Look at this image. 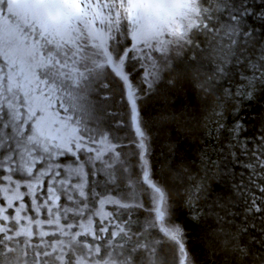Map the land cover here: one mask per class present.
<instances>
[{
  "label": "snow or ice",
  "instance_id": "obj_1",
  "mask_svg": "<svg viewBox=\"0 0 264 264\" xmlns=\"http://www.w3.org/2000/svg\"><path fill=\"white\" fill-rule=\"evenodd\" d=\"M207 3L0 0V252L16 251L5 244L16 241L24 246L25 255L31 251L33 264H143L144 259L156 264L157 246L164 251L163 243L169 242L176 246L178 264H191L185 229L165 222L167 193L153 178L146 159L145 126L135 93L129 92L131 120L143 149L138 185L146 186L144 194L154 205L150 211L155 212V221L149 227L158 229L161 240H134L135 233L127 223H117V215L89 206L85 177L92 169L85 170L80 153H94L88 160H103L115 152L116 145L93 124L99 104L89 100L93 87H108L105 70L127 82L125 61L130 53L165 56L169 46L182 50L193 45L199 34L212 30L205 23L211 19L205 15ZM120 33L129 38L130 47L117 45ZM248 63L252 77L245 94L250 95L264 85V52ZM153 68L156 71L150 75L156 79L163 68L155 64ZM92 95L100 99L99 93ZM63 156L72 157V167L57 161ZM254 159L253 167L264 171V150L255 152ZM16 174L26 176L28 183L15 180ZM21 187L27 192H20ZM139 190L130 197L98 198V202L117 208L142 206L127 202L136 200ZM259 190L264 192V187ZM25 195L32 201L14 207ZM248 210L261 213L264 204L253 198ZM30 211L34 215H28ZM41 212L44 219L39 218Z\"/></svg>",
  "mask_w": 264,
  "mask_h": 264
},
{
  "label": "trees",
  "instance_id": "obj_2",
  "mask_svg": "<svg viewBox=\"0 0 264 264\" xmlns=\"http://www.w3.org/2000/svg\"><path fill=\"white\" fill-rule=\"evenodd\" d=\"M205 5V15L211 18L205 23L212 29L205 34L213 35L212 39L207 41L201 33L182 50L169 46L165 56L132 52L125 61L127 82L106 69L108 87L91 89L100 95L93 101L99 104L103 122L94 125L101 127L120 155L109 152L103 160H88L94 153H80L85 170L92 169L85 177L88 202L90 207L95 205L94 211L102 208L117 215V223H127L134 240L162 239L158 229L149 227L155 212L150 211V200L144 194L146 186L138 185L143 149L131 120V91L145 126L146 159L153 178L167 193L165 222L185 229L191 264H264V211L248 210L253 198L264 204V192L259 190L264 187V171L253 167L254 153L264 150V85L245 94L252 77L248 61L264 52V0H208ZM216 6L222 9L214 10ZM117 37L119 47L131 46L122 33ZM216 43L212 61L208 51ZM171 51L175 60L169 65ZM154 64L163 68L156 79L150 75L156 71ZM221 67L225 69L222 73L218 71ZM57 161L73 166L71 156ZM257 171L260 175L254 176ZM13 178L28 183L21 174ZM137 188L136 200L127 202L142 206L117 208L98 202V198L130 197ZM20 192L27 189L21 187ZM37 195L43 198L42 191ZM32 199L25 195L14 207ZM39 218L44 219L43 212ZM5 244L16 251L0 252V264H33L34 256L31 251L25 255L23 245ZM162 247L164 251L157 246L156 264H178L176 246L164 242Z\"/></svg>",
  "mask_w": 264,
  "mask_h": 264
},
{
  "label": "rangeland",
  "instance_id": "obj_3",
  "mask_svg": "<svg viewBox=\"0 0 264 264\" xmlns=\"http://www.w3.org/2000/svg\"><path fill=\"white\" fill-rule=\"evenodd\" d=\"M206 6L207 5H205L204 7H206ZM220 9H222L221 6H216L214 8V10H220ZM116 35H118V34H116ZM202 36H203V38H205L207 36V39H206L207 41L210 40V39H212V37H213V35H212V37H209V34H205V33H203ZM218 45H219L218 43L214 44L213 46L210 47V49L208 51L209 52V57H210V59L212 61H214V59H215L214 51L216 50V48L218 47ZM210 52H211V54H210ZM230 56H232V54H230ZM174 60H175V54L171 51L170 54H169V57H168V63L167 64L172 65V63L174 62ZM92 94L93 93H91L89 95V100L92 102L93 105H95L94 104V101H93V95ZM98 113H99V111L95 115V118L93 120V124H102L103 123V122L100 123L101 119H100V116L98 115ZM85 119H87V117H85ZM89 126L91 127L92 124H90ZM96 127H98L99 131L102 132L100 126H96ZM108 139H109V137H108ZM108 142H109V140H108ZM149 203H150L151 207L153 208L154 207L153 203L151 201ZM167 208H168V206H167ZM167 212H168V209H167ZM166 215H167V213H166Z\"/></svg>",
  "mask_w": 264,
  "mask_h": 264
},
{
  "label": "water",
  "instance_id": "obj_4",
  "mask_svg": "<svg viewBox=\"0 0 264 264\" xmlns=\"http://www.w3.org/2000/svg\"><path fill=\"white\" fill-rule=\"evenodd\" d=\"M133 127H134V125H133Z\"/></svg>",
  "mask_w": 264,
  "mask_h": 264
}]
</instances>
